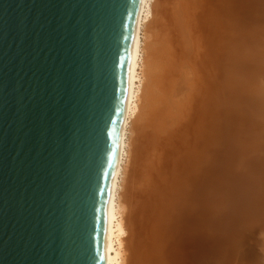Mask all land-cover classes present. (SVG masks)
Wrapping results in <instances>:
<instances>
[{
	"label": "water",
	"instance_id": "water-1",
	"mask_svg": "<svg viewBox=\"0 0 264 264\" xmlns=\"http://www.w3.org/2000/svg\"><path fill=\"white\" fill-rule=\"evenodd\" d=\"M140 5L0 0V264H105Z\"/></svg>",
	"mask_w": 264,
	"mask_h": 264
},
{
	"label": "bare ground",
	"instance_id": "bare-ground-1",
	"mask_svg": "<svg viewBox=\"0 0 264 264\" xmlns=\"http://www.w3.org/2000/svg\"><path fill=\"white\" fill-rule=\"evenodd\" d=\"M163 1L141 0L129 104L107 211L105 264H130L131 244L137 259L141 248V264H264V133L254 138L251 131L255 124L264 131V87L258 92L250 84L254 77L264 84V54L245 52V42H259L264 29L239 30L243 24L264 23V0H218L221 24H227L226 32L230 25L238 29L241 41L235 45L229 32L216 40L215 48L226 50L229 62H218L220 79L203 99V122L196 130L199 147L188 150L180 162L184 166L176 167L165 149L169 137H163L176 52L170 50L163 24L153 38L149 33L152 40L146 43L148 32L160 22ZM240 74L243 80L235 77ZM236 99L241 107L233 106ZM249 133L251 141L245 140ZM157 190H163L161 199L166 192L164 204H158ZM168 241H173L170 257L164 255Z\"/></svg>",
	"mask_w": 264,
	"mask_h": 264
},
{
	"label": "rangeland",
	"instance_id": "rangeland-1",
	"mask_svg": "<svg viewBox=\"0 0 264 264\" xmlns=\"http://www.w3.org/2000/svg\"><path fill=\"white\" fill-rule=\"evenodd\" d=\"M218 3V0H167L165 5L164 0L160 7L161 11L163 9V14H160V22L159 24L155 25L156 27L154 26L155 31L152 30V32H148V37L146 38V43H149L150 40H152L151 38H153L154 34L160 29L161 25L163 24L164 28L169 33H167L169 36L168 41L171 40L170 50L172 54L174 53V51L176 52L174 54V58L172 59L173 61H175L172 70L176 69V73L171 70V80L169 82L172 83H170L171 86H169V89L167 88V96L165 100L169 102H167L169 105L167 108L170 109H167V111L168 114L170 113V117L169 121L167 122L168 126L166 125L167 129L165 132H163V137H169V139L167 138L169 142L167 140L168 145H166L167 147H165V149L166 151H168L166 153L169 154V158L173 160L170 162H173L172 165L175 167L177 163H183L182 160H185L184 156L186 155L188 150L192 152L194 147H199V144L195 146V143L197 141L196 130L200 125H202L203 122L202 112L203 108L205 107L203 99L207 95L210 96L213 82L215 83L220 79L219 74L216 73V66L218 65V62L221 61L223 65H226V63L229 62L228 52L222 47H220V49H217V47L215 48L216 40H220L222 35L224 36L225 33L229 32L227 38H229L231 42L237 45L238 42L241 41L238 39L236 34V31L238 29L233 27V25H230L229 30L226 32L228 27L227 24H221L218 16ZM164 7L166 8V11H164ZM164 15L166 16L165 19ZM214 20H217V23H215ZM166 24L167 26H165ZM259 29H264V23L259 24L255 22L249 26L247 24H243L239 28V30L243 32L246 31L247 33L248 31L257 33L260 31ZM161 31H159L158 33H160ZM149 33L153 35L151 36ZM173 35L174 37H172ZM149 36H151V38ZM245 43L247 46L245 52H250L252 56H254L253 54H255V56L264 54V30L263 33H261V40H259V42L250 40L249 38V40H247ZM172 47H174L173 51ZM241 75L242 74L235 77L240 79ZM244 76L246 78V75ZM250 78H253V76L251 75ZM241 79L243 80V77ZM250 84H254V87H258V92L264 87V84H262L260 79L256 77L253 78ZM250 91L254 90L252 89ZM251 94L254 93L251 92ZM167 98L169 99L167 100ZM241 103L242 102H238V99H236L234 100L233 106L236 108L241 107L238 106ZM213 105L214 103L211 102L210 110L212 114H214ZM244 124L246 128H249V124L247 121ZM257 125L258 124H255L251 131L255 134L254 138H261V134H263L264 131H260V129H258L259 127L257 128ZM260 128L261 130L264 129V123L260 125ZM134 134L135 132H133V135ZM251 136L249 133L245 136V140L249 141ZM170 150L172 152H170ZM179 156L181 157V159ZM182 166H184V164H182ZM167 175L168 174L164 175L163 177V180L165 181L164 186L166 187L168 184L167 180L169 178L167 177ZM157 191V195L159 197L158 204H164L166 202L165 199L168 198V196H166V192L164 198L162 195L163 199H161L159 194H161L163 190H160V192L159 190ZM142 238L144 239V236ZM171 242L168 241L165 243L164 255L166 257H170L168 253L170 248L173 246V243ZM131 248L132 244L130 246L129 253V255L131 256L129 260L130 264L133 254V250ZM157 248L158 250L160 249L161 253L162 247L157 245ZM135 256L136 255L133 256V259L135 258Z\"/></svg>",
	"mask_w": 264,
	"mask_h": 264
}]
</instances>
